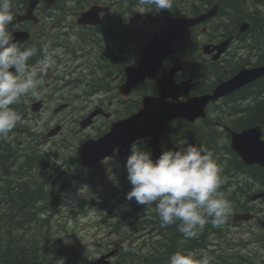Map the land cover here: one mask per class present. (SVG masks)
Returning <instances> with one entry per match:
<instances>
[{"label": "rangeland", "instance_id": "1", "mask_svg": "<svg viewBox=\"0 0 264 264\" xmlns=\"http://www.w3.org/2000/svg\"><path fill=\"white\" fill-rule=\"evenodd\" d=\"M90 6L88 2L79 1L74 7H70V10H74L78 15ZM262 13L264 15V11ZM144 17V8H135L133 12L125 17L128 24H130L129 26H131L133 34L125 32L120 35L123 38V42L126 41L125 37L128 40L126 46L123 45L124 51L118 58V61L113 62L110 67L108 65L104 67L105 70H108L105 77L108 80L107 87L110 89L103 93L101 103L106 107H109V104L112 103L110 106L112 112L121 110L124 105L129 104V102L123 103L125 100H122L118 96L116 86L117 76L120 74L119 69L122 63L120 59L125 64H128L136 59V54L140 51L139 43L142 42L141 36L145 34L142 32L149 28V24L143 20ZM112 18L116 20L113 15L108 21ZM166 19L164 17V22ZM50 24L49 19L44 20L43 25ZM84 62H87V60H84ZM63 68L66 69L62 72L63 76L69 75L70 78L76 75V70L78 69L76 68L70 73L69 67ZM52 73H55V71ZM82 73L84 75L88 73L85 64ZM87 75H89L88 82L92 83L96 81V78L93 77V75H96L95 72ZM98 76V80L104 77L101 73H98ZM84 88L86 87L84 86ZM66 91L72 94L71 100L74 101L70 112L56 118L51 117L50 113H42L41 117L38 118L39 120L34 121L32 115H30L31 121L29 117L28 120L22 117L28 126L36 127V138L42 144L41 150H50L58 154V159L54 164L58 171L50 178V187L54 189L57 195L58 207L50 215L49 223L44 228L43 233L45 238L41 239L44 243H41L40 246L46 245L49 253L57 252L64 247H69L75 252L74 249L76 248L89 264L101 252L114 247L145 251L147 248H142V242L150 237L147 234L148 231L145 230L143 232L139 230L141 227L140 222L137 219H132V222H129L130 220L127 216V212L132 206L137 207L141 205H138L134 200L128 201L125 199L126 193L131 190V185L126 180V170H124L126 158L106 160L92 169L85 170L83 174L75 178L79 173H76V164L73 159L77 157L76 150L80 146V143L83 140L96 139L103 135L108 131L112 121L98 117L88 128H81L79 123L91 105L84 103L81 99L84 93L82 86L78 88L72 86ZM135 97H137V93H134L127 101ZM28 99L25 102V105L28 106V109H26L28 113H30L31 107L39 108L37 104L32 105L33 103L29 102ZM76 99L81 100V102ZM99 100L94 97V102L98 103ZM51 102V97L46 96L45 103L50 106ZM73 107L75 108L74 110ZM124 113V111L121 112V114ZM78 118L79 121H77ZM114 118L117 119L119 117L116 114ZM57 119H60L57 124L63 127L65 125L64 120L68 123L66 130L63 131V133H66L65 136L61 135L56 140L45 139L44 132L46 128L51 127ZM45 141L47 143L44 145ZM123 185H126L127 188H123ZM65 205H67V209L63 207ZM259 230L254 223H246L243 229L238 230L235 236L232 237L236 239L242 236L246 240L253 233H260ZM65 240L68 243H65ZM253 249H256V247H253ZM260 250L264 255V246ZM113 263L116 264V261H113Z\"/></svg>", "mask_w": 264, "mask_h": 264}, {"label": "clouds", "instance_id": "2", "mask_svg": "<svg viewBox=\"0 0 264 264\" xmlns=\"http://www.w3.org/2000/svg\"><path fill=\"white\" fill-rule=\"evenodd\" d=\"M172 3L173 0H138V6L165 11ZM12 8V0H0V141L7 140L22 119L13 106L25 97L39 98L42 76L55 64L54 54L61 51L44 46L38 68L29 65L38 49L36 44L24 47L14 39ZM146 142L145 138H137L131 143L124 165L131 190L125 199L145 209L155 205L162 226L179 221L177 231L185 243L198 238L209 222L215 228L223 226L233 206L220 192L222 178L214 151L180 141L179 150L163 151L153 161L151 151L144 147ZM217 145L222 146V141L218 140ZM63 207L67 209V205ZM199 257L194 252L177 251L170 254L167 264H212L213 257L206 250H199Z\"/></svg>", "mask_w": 264, "mask_h": 264}, {"label": "trees", "instance_id": "3", "mask_svg": "<svg viewBox=\"0 0 264 264\" xmlns=\"http://www.w3.org/2000/svg\"><path fill=\"white\" fill-rule=\"evenodd\" d=\"M206 1L207 0H205L204 3V1L201 0V2L204 4H207V2H209V0L207 2ZM234 1L235 4L232 5L231 8H228V6L230 3H233L232 0H229L228 2L224 1L226 3V6L221 7L220 14L227 15V19L230 18L228 21H231V23H242L244 21H248L250 23V30H248L246 34H249L250 36H252L253 34L255 36L252 37L251 40L252 42L254 41L253 43L255 45L254 47H256V50L260 47H263L264 16L259 13L258 10H255L253 12L245 10L242 0ZM252 2L257 6L264 5V0H252ZM196 11H198V9ZM241 15L243 16L241 17ZM225 20L226 19L222 17V21L219 22V26L224 27L223 36L230 34L228 31H230L232 27L227 24L225 25ZM215 26L217 27V24ZM226 29L227 31H225ZM260 61L264 62V55L263 58L258 59L257 62ZM212 68L213 65L208 66L204 68L201 73L204 76L208 72H212L216 77H218V81H220V69L216 68L215 65V67L213 68L214 70L208 71ZM203 76L201 77V79H203ZM263 90L264 77L258 79V81L254 82L253 84L243 87L234 92L228 98L227 103L229 105L236 106L234 107L233 111L243 116L245 114V120H247V123L260 125L264 130V98L261 96V91ZM238 101H240L239 104H237ZM186 126L188 128L186 129L189 130L187 138L191 142H195L196 140V145H204L205 147L214 151L216 157V150L222 148V146L217 145V141L221 139L218 136H214L210 131H207V129L202 132L197 127L188 125ZM5 141L8 145H10L9 139ZM223 144L224 143L222 142V145ZM171 148L172 147L169 145L164 148V151H168ZM2 151H4V148L2 141H0V152ZM29 160L26 161L25 166L22 167L25 170L32 169L34 165V162ZM8 163H10V161H3L0 158V168L2 169V171L6 170V165ZM39 188L36 190H31L26 184L20 185L17 190L10 191L9 188H2L0 197H2L3 199H0V202H5L8 199V202H10V204L12 205L10 208V212L12 215L9 218L11 231H7L10 232L11 237L8 236V238L5 240L0 239V264H55L54 262H52L54 260V257L48 254L46 252V249L39 246V240L36 238L35 234L31 235L30 231V229H35V226H37V222L34 221L33 209H28V205H33L34 201L39 199L48 201L47 204H49L53 199V196H51L52 194L44 191L42 187ZM5 215L6 211L0 213V217H4ZM15 217H17V219H15ZM149 219L152 224L155 223V225L158 226L156 230L159 231L158 235L160 236V239L155 241V244H157L158 247L148 250L147 252L123 253L119 255L117 264H167V260L170 254L174 253L177 249H196V240H189L185 243L183 242L182 238L178 236V223L162 226L159 217L156 218V216L153 215V217H150ZM20 227L23 228V231L20 232L21 234L18 231V228ZM13 228H15V232L12 231ZM64 249L65 250L61 252L60 255L57 254V256H59L58 258L62 260L61 262H59L60 264H62L63 261H65L63 264H88L86 259H84L85 257L79 254L78 249L75 248V252L71 248ZM55 255L56 254H54V256ZM213 259L216 262L218 261V264H264V260H261L256 255L250 253H246L244 255H239L238 253L230 254V252L222 253V255L218 256V259L215 256H213ZM213 262L214 261H212V263ZM59 263L56 262V264Z\"/></svg>", "mask_w": 264, "mask_h": 264}, {"label": "water", "instance_id": "4", "mask_svg": "<svg viewBox=\"0 0 264 264\" xmlns=\"http://www.w3.org/2000/svg\"><path fill=\"white\" fill-rule=\"evenodd\" d=\"M55 0H29L26 11L28 17L32 10L35 9L39 2L45 3V8ZM216 9H212L204 15L194 19L174 20L168 31L160 40L150 43L145 51L142 61L137 69L129 68L127 73V81L121 87L122 94H128L142 79L155 78L156 70L167 55L171 53V47L177 36H179L188 26L194 25L206 18L215 14ZM90 13L84 14L85 17H90ZM248 27L247 24L242 25L241 31ZM165 42L159 46V43ZM226 43L220 46L213 47L218 51L219 56L225 49ZM205 53H210V47L204 46ZM175 70L163 77L157 82L161 92L159 99L144 98L143 108L128 119L117 122L111 127V131L98 140H89L82 144L79 149V160L83 167L91 166L106 157L112 156L113 150L119 147V154L125 155L130 151L131 143L137 138H145L146 144L152 150V159L155 161L160 155L161 150L159 141L163 135V131L170 121L176 118H184L188 121H194L199 117H204V108L210 101H215L220 97L230 94L235 89H238L262 76H264V67L245 70L240 72L234 78L216 87L211 95H205L197 98L194 101L186 103H170L165 102L167 97L177 99L180 92L186 88H181L180 85H174L173 74ZM186 85V84H185ZM93 115L90 116V118ZM88 121L82 123L86 127L90 123ZM260 130L253 128L245 130L242 133H232L231 148L239 154V156L248 164L257 163L264 165V142L260 140ZM264 199V195H262ZM246 218V216L242 217ZM113 255L109 253L97 259L93 264H109L107 261Z\"/></svg>", "mask_w": 264, "mask_h": 264}, {"label": "flooded vegetation", "instance_id": "5", "mask_svg": "<svg viewBox=\"0 0 264 264\" xmlns=\"http://www.w3.org/2000/svg\"><path fill=\"white\" fill-rule=\"evenodd\" d=\"M117 16H118V13H117ZM118 19H120V18L118 17ZM118 23H120V21H118ZM20 25H23V24H20ZM35 44L37 46V49H39V44L38 43H35ZM261 54H263V53H261ZM261 94H264V90L261 91ZM225 119H226V117H225ZM213 124L215 125L214 127L217 128L218 130H223L222 128H224L226 126L224 123H222L220 121L215 122ZM234 124H235V127H236L237 130H240V129L246 127V125L244 126L243 124L239 125L238 119L236 120V122ZM221 134H223V133H221ZM225 138L228 139L227 136ZM166 140L169 142L171 139L170 138H167ZM227 157L230 159V155L228 156L226 154V156H224V158H227ZM231 159L232 160H235V161L237 160L236 157H234L233 154L231 155ZM237 171L238 170H236V171L233 172V175L235 176V178H237L234 181L235 188L240 191V195H241V197L243 199L245 197H247L248 198V201H249L250 200V197H253L256 194H258L259 192H261V190L263 188L260 186V189L257 192H255V189L250 190V188H252L253 186L250 183L247 184V181L246 180L242 181V177L243 176L240 175L239 173H236ZM231 186H232V184H231ZM252 192H254V193L251 195ZM255 202L256 203H252V202L249 201V204H246V207H243V209L244 210H249L252 214H254L255 218H254V221L253 222H255L257 225H259L261 223V221H262L261 219H263V212H262V208H261V206L263 204H260V203H262L261 201H255ZM238 210L241 211V208H238ZM245 212H248V211H245Z\"/></svg>", "mask_w": 264, "mask_h": 264}, {"label": "bare ground", "instance_id": "6", "mask_svg": "<svg viewBox=\"0 0 264 264\" xmlns=\"http://www.w3.org/2000/svg\"><path fill=\"white\" fill-rule=\"evenodd\" d=\"M204 1V0H203ZM208 1V0H207ZM206 1V2H207ZM208 3V2H207ZM236 5H238V4H236ZM229 7V6H228ZM240 7V6H239ZM238 8V7H237ZM235 11V10H234ZM241 11H242V9H241ZM229 13H232V12H229ZM239 13V12H238ZM260 13V12H259ZM263 14V13H262ZM239 15V14H238ZM243 15H241V17H242ZM230 19V18H229ZM240 19V18H239ZM236 21H237V19H236ZM236 23V22H235ZM226 25V24H225ZM249 30H250V28H249ZM225 31H227V29L225 30ZM229 32V31H228ZM254 33V32H253ZM225 34H226V32H225ZM251 37H255L253 34H252V36ZM262 39V38H261ZM258 41V40H257ZM254 42V41H253ZM264 43V42H263ZM258 45V44H257ZM255 46V45H254ZM256 48V47H255ZM40 189V188H39ZM51 194V193H50ZM52 196V195H51ZM140 235V234H139Z\"/></svg>", "mask_w": 264, "mask_h": 264}]
</instances>
